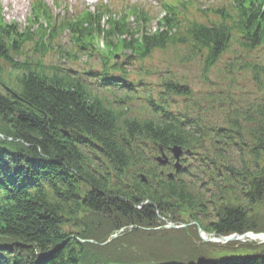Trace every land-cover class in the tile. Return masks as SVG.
<instances>
[{
	"label": "trees",
	"instance_id": "trees-1",
	"mask_svg": "<svg viewBox=\"0 0 264 264\" xmlns=\"http://www.w3.org/2000/svg\"><path fill=\"white\" fill-rule=\"evenodd\" d=\"M34 11L37 29L33 30H20L0 15V135L20 139L23 143L18 146L26 153L0 149V155L11 157L3 174L13 176L10 172L16 167L21 183L20 192L9 191L10 202L2 201L0 246L38 254L35 264H139L174 244H189L182 259L174 260H198L196 254L204 249L192 239L196 226L159 234L139 229L129 233L131 225L156 226V207L163 216L174 214L176 224L188 223L182 216L201 225L214 217L205 228L217 235L264 231L261 218H249L233 203L236 181L239 175L246 179L250 164L255 167L251 205L264 203V6L259 0H235L228 12L203 9L202 22L185 20L169 9L155 32L128 29L129 14L121 18L125 23L114 17L102 22L105 12L94 16L86 11L54 27L57 21L47 6L40 4ZM64 30L76 47L86 51L94 47L88 39L104 34L107 41L118 38L119 48L136 50L143 59L154 52H171L179 65L199 61L201 87L193 88L167 68L158 77L160 90L142 95L150 96L149 107L133 108V100L127 98L133 96L113 94L114 100L108 101L92 88L90 72L45 63L48 40L52 51L71 56L58 45L52 47ZM111 47L118 48L114 42ZM110 53L104 58L109 59ZM174 107L180 110L172 113ZM222 123L229 129L224 135ZM71 129L88 141L61 132ZM216 140L232 143V148L203 146L202 151L203 141ZM0 145L11 144L5 139ZM175 145L190 150L188 157L195 163L186 176L168 178L156 157L161 146L168 150ZM42 156L52 161H41ZM202 172L216 183L202 180ZM30 186L34 190L26 192ZM146 200L148 204L138 208ZM86 210L109 220L111 230L127 228L106 254L78 252L93 248L80 246L75 239L84 233L86 220L78 215ZM91 218L93 225L98 224ZM153 242L156 249L142 248ZM224 264H264V257Z\"/></svg>",
	"mask_w": 264,
	"mask_h": 264
},
{
	"label": "rangeland",
	"instance_id": "rangeland-1",
	"mask_svg": "<svg viewBox=\"0 0 264 264\" xmlns=\"http://www.w3.org/2000/svg\"><path fill=\"white\" fill-rule=\"evenodd\" d=\"M54 11V13H58V15H63V12L55 10V8H53L54 3L62 1L65 2L67 4V11L69 12V14L71 13H75L76 11H80L86 7H89L91 9L101 5L98 2H105L108 0H44ZM117 2L118 4L121 3V0H110V2ZM129 2H135L138 4H140L141 6H139V8H143L146 7L149 11L152 12V15L154 16V22L151 23L152 27L157 26V22L158 19H160L161 15L159 12V3L161 0H124ZM31 4H32V0H0V5L3 8V13L5 16V19L7 21V23H12V22H16L19 23L21 25L22 28H25L28 26L29 24V17L31 14ZM126 5V4H122L119 6H114L113 10H116L117 8H120L121 6ZM69 17V15H68ZM59 43L70 49L72 46V41L68 35L67 32H64L60 38H59ZM99 45H102V41L99 42ZM26 50H28V48H25ZM29 55H33L30 50H28ZM129 53V52H127ZM91 58V59H89ZM153 58L156 60H160L163 59V55L159 52H156L153 54ZM88 59L90 60L89 63L91 65L94 66H98V61H100L99 58L96 57H89L88 54L85 55V57L83 56L82 58H79L77 60L78 63H85L86 61L88 62ZM165 60H167L168 62H174L171 54H168L167 56H165ZM199 62V61H198ZM2 64H4L1 61ZM5 65V64H4ZM129 69L132 70H137V68L139 67L138 64H132L129 65ZM174 70H176L178 72V74L185 78L188 81H196L197 78L200 80V70H199V65H186V66H181V65H174L172 67ZM206 222H208V218L205 220ZM251 242V241H250ZM254 246L257 249H264V243L261 241H254ZM219 256V255H218ZM209 262V261H208Z\"/></svg>",
	"mask_w": 264,
	"mask_h": 264
},
{
	"label": "water",
	"instance_id": "water-1",
	"mask_svg": "<svg viewBox=\"0 0 264 264\" xmlns=\"http://www.w3.org/2000/svg\"><path fill=\"white\" fill-rule=\"evenodd\" d=\"M172 151L176 154V156L179 155V153H180L179 148H174V149H172ZM159 161L163 165H165V163L167 162L166 159H164L162 161H161V159H159ZM198 229H199V232H200L202 238L206 241L229 242V241L240 239L239 237L233 238L234 236L215 238L213 235H210L209 237H206V233L201 229V227H199ZM248 235H253V234H248Z\"/></svg>",
	"mask_w": 264,
	"mask_h": 264
}]
</instances>
